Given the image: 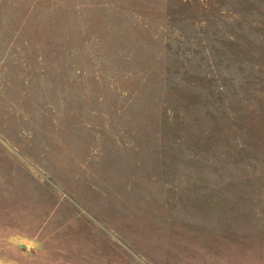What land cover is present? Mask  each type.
<instances>
[{"label": "rangeland", "instance_id": "1", "mask_svg": "<svg viewBox=\"0 0 264 264\" xmlns=\"http://www.w3.org/2000/svg\"><path fill=\"white\" fill-rule=\"evenodd\" d=\"M0 264H264V0H0Z\"/></svg>", "mask_w": 264, "mask_h": 264}]
</instances>
